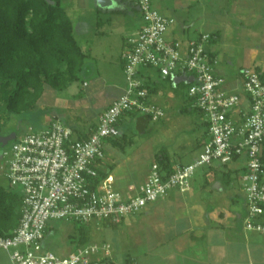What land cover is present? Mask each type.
<instances>
[{
  "label": "built area",
  "instance_id": "2783aa9c",
  "mask_svg": "<svg viewBox=\"0 0 264 264\" xmlns=\"http://www.w3.org/2000/svg\"><path fill=\"white\" fill-rule=\"evenodd\" d=\"M137 6L144 20L140 31L128 38L122 52L126 87L122 96L99 117L98 126L85 138H74L71 128L55 120L36 132L29 127L3 148L4 176L22 196L21 219L10 237H0V248L13 264H105L111 256L109 244H92L61 257L43 250L42 242L52 222L82 225L107 222L119 225L127 217L141 214L148 206L165 199L172 191L192 189L198 169L214 163L228 166L244 160L242 189L248 213L249 231L264 233V82L256 69L240 73L241 91L226 89L218 74L219 58L208 46L211 35L184 44L170 40L176 20L163 16L152 0H116ZM152 69L163 80L192 78L187 98L192 109L207 124L208 139L202 153L191 164L177 166L168 175L154 163L147 180L132 194L117 192L111 176L100 179L99 166L105 157V143L120 137L119 122L128 114H143L151 121L165 118L145 87L142 70ZM151 77V76H150ZM149 79V78H148ZM246 101L247 108L243 107ZM99 258L98 257H102Z\"/></svg>",
  "mask_w": 264,
  "mask_h": 264
},
{
  "label": "rangeland",
  "instance_id": "374dc122",
  "mask_svg": "<svg viewBox=\"0 0 264 264\" xmlns=\"http://www.w3.org/2000/svg\"><path fill=\"white\" fill-rule=\"evenodd\" d=\"M176 1L183 3L176 15L177 24L185 23L190 26L189 37H195L203 31L219 30L221 33L214 48L221 55L227 78L255 67L264 71V0H164L170 7ZM62 5L74 24L79 44L90 54L80 81L63 92L46 87L37 109L22 116L8 117L3 122L0 137L13 133L20 135L29 127L38 132L55 120L82 131L98 120L100 108L108 100L107 96L115 95L117 89L126 86L122 61V52L126 48L123 41L134 29L144 25L141 14L135 12L123 15L117 10L98 13L95 0H63ZM204 20L208 22L207 25ZM170 33L171 31L167 34L168 38L171 37ZM175 37L178 40H188V36ZM144 71H148L152 82L160 86L156 100L165 110L166 116L154 122L143 114H134L127 116L121 124V136L124 138L120 136L118 139L125 142V145L118 148L111 144L114 151L106 152L107 161L114 165L111 174L114 175L118 184L116 189L119 190L128 182L144 181L156 162V157L162 152L177 163L188 164L202 153L206 141L207 127L202 116L194 112L181 113L187 90L180 89L179 95L175 97L170 84L155 71ZM99 83L102 91L92 92ZM50 97L52 101L49 100ZM185 105L192 110L190 102ZM11 143L12 141L8 145ZM2 152L3 148L0 147V187L18 193L19 189L12 186L4 176L6 160L2 157ZM214 165L219 166L218 163ZM205 169L207 168L197 170L194 177L196 182H201ZM54 226L46 240L47 243L51 242L50 249L61 255L62 249L68 245V240L65 239L68 228H78L79 224L58 221ZM101 228L102 231H97L96 236L101 234L102 239H107V234L122 229L123 226L107 228L103 225ZM96 236H91L90 245L100 241Z\"/></svg>",
  "mask_w": 264,
  "mask_h": 264
},
{
  "label": "crops",
  "instance_id": "0c3cea01",
  "mask_svg": "<svg viewBox=\"0 0 264 264\" xmlns=\"http://www.w3.org/2000/svg\"><path fill=\"white\" fill-rule=\"evenodd\" d=\"M152 2L153 6L158 9L163 16L176 20V24L170 33V40L181 41L187 44L190 41L198 39L203 34L214 36V41L209 44L208 50L219 58L217 72L225 78L226 89L228 91H241L239 81L240 73L230 79L227 78L221 55L219 51L214 48L221 36L219 30L213 32L203 31L197 33L195 37H189L190 26L185 25V23H180V27V25L177 24L178 17L176 15L183 5L182 2L176 1L171 7L166 4L164 0H152ZM95 6L98 13L111 11L99 8L96 3ZM119 7L117 12L123 15H130V13L133 14L135 12L140 13L137 6L119 4ZM204 22L206 25L208 24L206 20H204ZM142 27L134 29L132 33L125 38L123 45L125 46L127 39L136 35ZM175 35L188 36V40H178ZM255 69L259 68L255 67ZM142 74L148 78L151 76L148 71L144 70H142ZM148 78H146V81H148ZM84 86H86V84H84ZM174 86V83L173 87L170 85L174 96L177 97L178 95L174 91ZM125 87L126 86H123L117 89L118 91L115 95H111L110 97L107 96L108 100L106 99L107 101H105L104 105L100 108L101 110L96 122H93L82 131L71 128L75 133L74 138L82 139L87 137L92 130L98 126L101 114L122 96ZM96 91H102L100 83L98 87L92 90V92ZM159 92L160 88L158 92L153 95V100L156 104H158L156 97ZM54 97L55 96H53V99ZM49 100L52 101V97H50ZM243 107L247 108L246 101L243 102ZM126 119L127 116L123 118L122 123H124ZM205 136V140L207 141L208 134ZM111 144L120 148L116 146L113 141H106L104 150L105 157L100 163L99 171L105 175V178L108 176L113 178V187L117 192L123 195L132 194L130 192L131 187L139 191L147 180L150 169L144 181L128 182L124 184L120 190L116 189V185L118 184H116L114 175L111 174L114 165L108 162L106 158V152L108 150L114 151L111 148ZM197 157H195L192 162L196 160ZM171 161L174 167L185 166L192 163L182 164L172 159ZM206 168L207 169L203 171L201 182L198 183L195 178L193 179L190 192L184 194L176 191L170 192L165 199L148 206L141 214L127 217L119 225V227L123 226V228L113 230V232L107 234V239H102L103 235L101 234L96 236V232L102 231L101 227L103 225L107 226V228L113 226L103 222L96 225L94 224L95 226L90 225L88 228L91 232L88 240H90L93 235L100 238L97 245L109 244L111 246V256L106 259L104 258V263L264 264V233L249 231L244 225V220L248 213L247 200L242 189V177L245 173L244 160H238L228 166L213 165ZM259 221L264 223V215L259 218ZM54 223L55 222H52L48 226L45 238L42 242L43 250L52 253L54 252L50 249L51 242L47 243L46 238L51 230L54 229ZM76 231L77 228L75 227L68 228L65 234V239L68 240L67 247L62 249L61 255L54 254L66 257L75 251L71 244V238L76 235ZM99 258L101 259L103 256L98 257V259ZM0 264H13L9 253L1 248Z\"/></svg>",
  "mask_w": 264,
  "mask_h": 264
},
{
  "label": "trees",
  "instance_id": "16d2710c",
  "mask_svg": "<svg viewBox=\"0 0 264 264\" xmlns=\"http://www.w3.org/2000/svg\"><path fill=\"white\" fill-rule=\"evenodd\" d=\"M62 4L63 0H0V132L8 117L35 111L46 87L63 92L80 81L90 54L79 44L74 24ZM213 37L210 43L214 41ZM256 71L264 82V72ZM149 78L144 85L151 95H155L160 86ZM165 82L173 87L171 78ZM180 89L188 90V85L174 86L177 95ZM183 101L182 114L194 112L202 116L197 110L186 107L189 102L187 91ZM109 141L121 148L125 145L118 138ZM155 163L161 172L168 175L174 172L175 167L167 153L158 155ZM99 173L100 179H104L105 175ZM21 210L20 190L14 193L0 187V237L13 235L21 219ZM88 227L79 224L76 235L71 238L75 250L89 245L91 231Z\"/></svg>",
  "mask_w": 264,
  "mask_h": 264
},
{
  "label": "water",
  "instance_id": "95a60500",
  "mask_svg": "<svg viewBox=\"0 0 264 264\" xmlns=\"http://www.w3.org/2000/svg\"><path fill=\"white\" fill-rule=\"evenodd\" d=\"M96 5L104 10H118L120 7H118L119 3L116 0H95ZM118 5V6H117ZM117 6V8H115ZM188 81L189 83L192 82V78L186 79V78H179L176 80L177 83H184ZM16 137V134H11L7 137H0V147L4 148L9 144V142L13 141Z\"/></svg>",
  "mask_w": 264,
  "mask_h": 264
}]
</instances>
